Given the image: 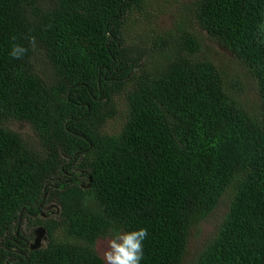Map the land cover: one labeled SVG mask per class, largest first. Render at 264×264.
<instances>
[{
  "label": "trees",
  "instance_id": "obj_1",
  "mask_svg": "<svg viewBox=\"0 0 264 264\" xmlns=\"http://www.w3.org/2000/svg\"><path fill=\"white\" fill-rule=\"evenodd\" d=\"M152 2L0 0V264H106L98 241L139 227L141 264H183L191 229L229 191L191 264H264V0L190 7L255 80L256 109L227 88L186 18L136 30ZM13 44L27 49L21 58ZM118 95L127 116L109 133ZM10 120L31 123L41 150ZM51 203L58 212L39 216ZM24 223L28 239L43 226L46 245L13 247Z\"/></svg>",
  "mask_w": 264,
  "mask_h": 264
},
{
  "label": "rangeland",
  "instance_id": "obj_2",
  "mask_svg": "<svg viewBox=\"0 0 264 264\" xmlns=\"http://www.w3.org/2000/svg\"><path fill=\"white\" fill-rule=\"evenodd\" d=\"M191 3L192 0H153L148 8V14L143 15L141 20L135 24L136 30L140 32L149 30L150 32L152 30L151 25L155 22V26L157 27L171 28L174 26L178 16H180V18H186L187 22L193 27V30L202 38L204 49L203 55L211 58L223 71L227 88L232 90V93L237 96L240 101L246 104L248 108L256 109L260 99L255 80L251 77L247 68L243 66L230 51L211 40L209 35H207L203 29L191 21V18H193V13L190 10V7H192ZM188 4L189 6H187ZM148 24L149 28L147 27ZM130 31L132 33L135 29L130 28ZM34 59L37 67L47 76L50 73V67L45 59V52L43 48L39 47V45H37L35 49ZM116 106L118 114L115 118L108 120L105 126V131L109 133L119 132L126 120L127 107L123 95H118L116 97ZM7 126L21 133L28 144L34 149L41 150L39 138L31 123L22 120H10L7 123ZM230 199L231 193L229 191L221 199L215 210L191 229L187 254L183 264H191L199 251L217 234L224 216L229 209ZM58 210L59 207L56 204L51 203L46 206L43 211L45 213L50 211L53 212V214H56ZM27 225L28 224L24 223L22 227L27 229ZM37 228L38 227H34V229ZM110 237L111 233L98 241L97 250L103 258L104 252L108 248ZM46 243L47 239L43 241L42 246L46 245Z\"/></svg>",
  "mask_w": 264,
  "mask_h": 264
},
{
  "label": "clouds",
  "instance_id": "obj_3",
  "mask_svg": "<svg viewBox=\"0 0 264 264\" xmlns=\"http://www.w3.org/2000/svg\"><path fill=\"white\" fill-rule=\"evenodd\" d=\"M27 49L21 44H13L10 55L21 58ZM148 236L146 227L130 230L114 229L104 252L106 264H141L144 258V241Z\"/></svg>",
  "mask_w": 264,
  "mask_h": 264
},
{
  "label": "flooded vegetation",
  "instance_id": "obj_4",
  "mask_svg": "<svg viewBox=\"0 0 264 264\" xmlns=\"http://www.w3.org/2000/svg\"><path fill=\"white\" fill-rule=\"evenodd\" d=\"M39 213H40L39 216H41L43 218L46 217V215H53V212H50V211L45 213L42 210ZM37 216H38L37 213L33 214V217H37ZM20 230H22V234L19 233ZM23 234L28 235V233H26L25 227H22V229H21V226H20L19 230L16 231V236H15L14 240H12L11 244L13 245V247L14 246L15 247L16 246H21L22 248H25L28 245L29 248H32V245L35 243L36 238H37L36 229H34V235L33 236L31 235L29 239H28V237L24 236ZM17 250L22 252V250H19V249H17Z\"/></svg>",
  "mask_w": 264,
  "mask_h": 264
},
{
  "label": "water",
  "instance_id": "obj_5",
  "mask_svg": "<svg viewBox=\"0 0 264 264\" xmlns=\"http://www.w3.org/2000/svg\"><path fill=\"white\" fill-rule=\"evenodd\" d=\"M36 232H37V238L35 243L32 245V249L41 247L43 241L47 239L46 229L43 226L38 227L36 229Z\"/></svg>",
  "mask_w": 264,
  "mask_h": 264
}]
</instances>
